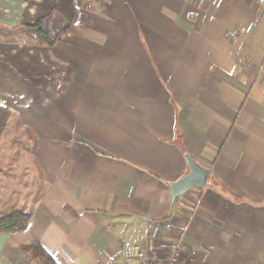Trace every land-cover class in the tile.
I'll list each match as a JSON object with an SVG mask.
<instances>
[{"label": "crops", "instance_id": "0c3cea01", "mask_svg": "<svg viewBox=\"0 0 264 264\" xmlns=\"http://www.w3.org/2000/svg\"><path fill=\"white\" fill-rule=\"evenodd\" d=\"M26 7L0 0V30L44 16ZM92 9L50 48L0 53V147L11 122L31 132L37 177L0 264H40L33 244L53 264H121L124 245L174 243L194 264H264V0ZM185 154L209 175L171 202Z\"/></svg>", "mask_w": 264, "mask_h": 264}, {"label": "rangeland", "instance_id": "374dc122", "mask_svg": "<svg viewBox=\"0 0 264 264\" xmlns=\"http://www.w3.org/2000/svg\"><path fill=\"white\" fill-rule=\"evenodd\" d=\"M105 0H76L78 5L87 10L99 8L100 2ZM27 13L41 11L40 15H47L52 9L54 0H28ZM35 15V14H34ZM35 22V20H34ZM24 27V26H23ZM22 27V29H23ZM0 30V53L8 52L10 48H16L17 44H29L40 46L35 39L23 32L13 31L11 35ZM35 46V47H36ZM0 54V67L4 66L3 57ZM0 68V71L3 69ZM2 102V101H1ZM8 104L11 100L8 99ZM3 109L0 108V113ZM11 127L4 132L1 139L3 146L0 147V217L12 211L20 209L26 202H32L36 197L37 177L34 166L29 158L32 133L20 131L17 123L11 122ZM27 138V141H25ZM15 193L17 195H15ZM25 193V194H24Z\"/></svg>", "mask_w": 264, "mask_h": 264}, {"label": "trees", "instance_id": "16d2710c", "mask_svg": "<svg viewBox=\"0 0 264 264\" xmlns=\"http://www.w3.org/2000/svg\"><path fill=\"white\" fill-rule=\"evenodd\" d=\"M25 3L28 0H22ZM88 8H77L74 0H54V5L47 15L38 18L23 30L35 41L48 48L60 41L61 36H74L77 29L88 23L85 12ZM29 222V215L21 210L12 211L0 217V233L23 232ZM40 264H53V259L39 245H30L25 249Z\"/></svg>", "mask_w": 264, "mask_h": 264}, {"label": "built area", "instance_id": "2783aa9c", "mask_svg": "<svg viewBox=\"0 0 264 264\" xmlns=\"http://www.w3.org/2000/svg\"><path fill=\"white\" fill-rule=\"evenodd\" d=\"M121 264H194L184 256L179 243L169 245L165 254L157 248L142 249L139 245H124L120 250Z\"/></svg>", "mask_w": 264, "mask_h": 264}, {"label": "water", "instance_id": "95a60500", "mask_svg": "<svg viewBox=\"0 0 264 264\" xmlns=\"http://www.w3.org/2000/svg\"><path fill=\"white\" fill-rule=\"evenodd\" d=\"M188 173L179 181L169 186L171 202L182 197L191 190H202L209 175L208 170L200 167L190 156L184 155Z\"/></svg>", "mask_w": 264, "mask_h": 264}]
</instances>
